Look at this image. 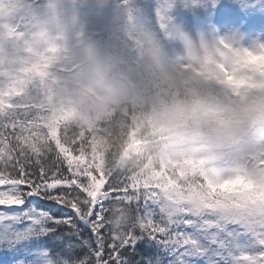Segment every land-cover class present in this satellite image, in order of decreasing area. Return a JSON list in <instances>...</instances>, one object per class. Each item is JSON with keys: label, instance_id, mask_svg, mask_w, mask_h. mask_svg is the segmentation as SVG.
<instances>
[{"label": "clouds", "instance_id": "clouds-1", "mask_svg": "<svg viewBox=\"0 0 264 264\" xmlns=\"http://www.w3.org/2000/svg\"><path fill=\"white\" fill-rule=\"evenodd\" d=\"M218 3L0 0V173L63 167L241 221L262 247L236 261L264 264V39L180 16ZM127 199L117 234L138 224Z\"/></svg>", "mask_w": 264, "mask_h": 264}, {"label": "snow or ice", "instance_id": "snow-or-ice-1", "mask_svg": "<svg viewBox=\"0 0 264 264\" xmlns=\"http://www.w3.org/2000/svg\"><path fill=\"white\" fill-rule=\"evenodd\" d=\"M121 198H129L127 203L135 212L138 200H151L111 182L100 192L92 191L63 167L23 165L0 173V206H4L0 208V223L11 225L20 241L16 251L32 264H42V259H48L49 264H131L138 230L153 240L167 232L170 239L184 246L195 243L183 233L171 231L174 218L162 223L137 215L136 227L117 234L107 212L110 202ZM41 249L48 251L47 258L33 254ZM3 264H11V260L5 258Z\"/></svg>", "mask_w": 264, "mask_h": 264}, {"label": "rangeland", "instance_id": "rangeland-1", "mask_svg": "<svg viewBox=\"0 0 264 264\" xmlns=\"http://www.w3.org/2000/svg\"><path fill=\"white\" fill-rule=\"evenodd\" d=\"M221 2H224L225 4L231 3L233 0H219ZM200 11V10H197ZM203 14L198 13L197 15H193L192 13L188 14L187 11H183L180 13L181 18L189 25L192 26L194 24H204L205 22L201 19H203L206 16V11H202Z\"/></svg>", "mask_w": 264, "mask_h": 264}, {"label": "trees", "instance_id": "trees-1", "mask_svg": "<svg viewBox=\"0 0 264 264\" xmlns=\"http://www.w3.org/2000/svg\"><path fill=\"white\" fill-rule=\"evenodd\" d=\"M137 209L138 211L136 212V214L141 216L140 204L138 202H137ZM143 234L144 233L140 232L139 230L137 231V237ZM143 255H144V249L140 245L137 244V247H134L130 254L131 264H141L139 262V259L143 257Z\"/></svg>", "mask_w": 264, "mask_h": 264}]
</instances>
